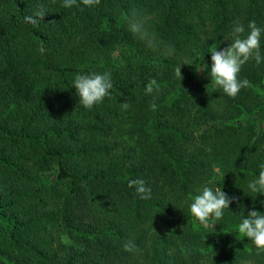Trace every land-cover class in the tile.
<instances>
[{
	"label": "trees",
	"instance_id": "trees-1",
	"mask_svg": "<svg viewBox=\"0 0 264 264\" xmlns=\"http://www.w3.org/2000/svg\"><path fill=\"white\" fill-rule=\"evenodd\" d=\"M237 20L264 26V0H0V264H264L238 212L206 227L188 210L205 184L250 208L240 187L264 163V63L234 98L183 64ZM105 71L110 96L78 105L74 77Z\"/></svg>",
	"mask_w": 264,
	"mask_h": 264
},
{
	"label": "clouds",
	"instance_id": "clouds-1",
	"mask_svg": "<svg viewBox=\"0 0 264 264\" xmlns=\"http://www.w3.org/2000/svg\"><path fill=\"white\" fill-rule=\"evenodd\" d=\"M75 3L76 0H62V7L71 8ZM82 3L91 7L94 0H82ZM48 13L49 9L40 5L32 15L26 17V20L35 25L45 20ZM140 27L135 18L129 22V30L133 34L139 33ZM262 45H264V26H260L255 20H252L245 28L237 20L231 30L222 36L221 43L209 49L210 57L205 59L204 63L185 62L183 64L195 63L197 74L201 71L206 72L211 83L222 89L228 97L234 98L241 89L249 85V81L241 77L242 68L250 60H254L256 65L264 63V47ZM181 66L175 69L178 77H183ZM73 87L79 98L78 105L85 109H92L110 96L113 89L111 73L107 71L79 73L72 80L71 88ZM146 90L149 93L152 92V86L148 85ZM122 106L127 109L129 104L122 102ZM245 155L247 156V154ZM259 169L258 175L247 180L245 185L240 187L243 189V196H249L253 200L250 208L241 210L242 204H239V201L243 198L242 196H230L223 188L208 184L202 185L196 190L188 205L191 216L206 227L210 220L215 226L221 224L219 222L223 221L226 210H231L233 214L238 212L236 231L240 236L250 240L258 252L264 251V211L256 206L257 197L264 194V163L259 165ZM128 187H135V191L141 199L151 197V189L145 185L142 179L129 180ZM233 203L238 204L239 211L232 210ZM259 203L264 205V200Z\"/></svg>",
	"mask_w": 264,
	"mask_h": 264
},
{
	"label": "rangeland",
	"instance_id": "rangeland-1",
	"mask_svg": "<svg viewBox=\"0 0 264 264\" xmlns=\"http://www.w3.org/2000/svg\"><path fill=\"white\" fill-rule=\"evenodd\" d=\"M195 71H196V69H195ZM196 74H197V72H196ZM197 76L200 79L206 80L208 82L210 88L211 87L212 88L217 87L213 83H211V79H210V77L207 76L206 72L201 71L199 74H197ZM261 128H262V125L259 126V129H261ZM43 177H44V180L48 183H55L56 182V174L55 173L46 174ZM162 228L167 229L166 227H162Z\"/></svg>",
	"mask_w": 264,
	"mask_h": 264
}]
</instances>
